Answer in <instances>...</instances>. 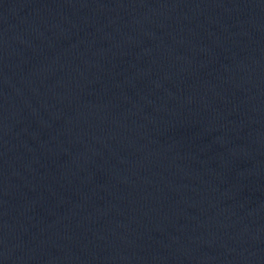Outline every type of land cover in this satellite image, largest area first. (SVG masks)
Instances as JSON below:
<instances>
[{
  "label": "water",
  "instance_id": "1",
  "mask_svg": "<svg viewBox=\"0 0 264 264\" xmlns=\"http://www.w3.org/2000/svg\"><path fill=\"white\" fill-rule=\"evenodd\" d=\"M0 264H264V0H0Z\"/></svg>",
  "mask_w": 264,
  "mask_h": 264
}]
</instances>
